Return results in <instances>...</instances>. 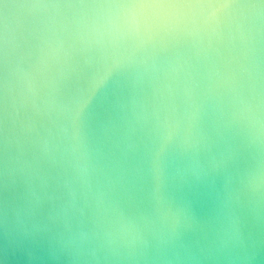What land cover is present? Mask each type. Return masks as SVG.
<instances>
[{"label":"water","instance_id":"obj_1","mask_svg":"<svg viewBox=\"0 0 264 264\" xmlns=\"http://www.w3.org/2000/svg\"><path fill=\"white\" fill-rule=\"evenodd\" d=\"M0 264H264V0H0Z\"/></svg>","mask_w":264,"mask_h":264}]
</instances>
